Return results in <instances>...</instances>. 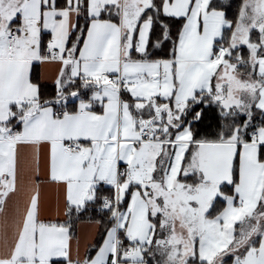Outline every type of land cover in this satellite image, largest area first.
I'll list each match as a JSON object with an SVG mask.
<instances>
[{"label": "snow or ice", "instance_id": "snow-or-ice-1", "mask_svg": "<svg viewBox=\"0 0 264 264\" xmlns=\"http://www.w3.org/2000/svg\"><path fill=\"white\" fill-rule=\"evenodd\" d=\"M0 264H264V0H0Z\"/></svg>", "mask_w": 264, "mask_h": 264}, {"label": "crops", "instance_id": "crops-1", "mask_svg": "<svg viewBox=\"0 0 264 264\" xmlns=\"http://www.w3.org/2000/svg\"><path fill=\"white\" fill-rule=\"evenodd\" d=\"M40 74H41V69H39V67H37L35 69L34 75L39 76ZM43 175L44 174L42 173V176L38 177V179L43 178ZM56 198H57V193H56L55 187L51 184H46L43 188V191H42V199L45 201V203L47 205L46 215H48L52 218H56V208H55ZM77 231L81 232V234L85 238H87L89 235V230L86 226L83 229L78 227Z\"/></svg>", "mask_w": 264, "mask_h": 264}, {"label": "trees", "instance_id": "trees-1", "mask_svg": "<svg viewBox=\"0 0 264 264\" xmlns=\"http://www.w3.org/2000/svg\"><path fill=\"white\" fill-rule=\"evenodd\" d=\"M230 3L232 5V9L234 10V7L236 4L239 3V0H230ZM256 122L259 123L260 122V118L259 116L256 117ZM92 215L95 217L97 216V210L95 208L92 209Z\"/></svg>", "mask_w": 264, "mask_h": 264}]
</instances>
